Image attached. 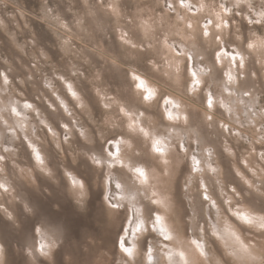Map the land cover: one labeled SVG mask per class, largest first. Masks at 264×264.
<instances>
[{
  "label": "clouds",
  "instance_id": "clouds-1",
  "mask_svg": "<svg viewBox=\"0 0 264 264\" xmlns=\"http://www.w3.org/2000/svg\"><path fill=\"white\" fill-rule=\"evenodd\" d=\"M0 264H264V0H0Z\"/></svg>",
  "mask_w": 264,
  "mask_h": 264
}]
</instances>
